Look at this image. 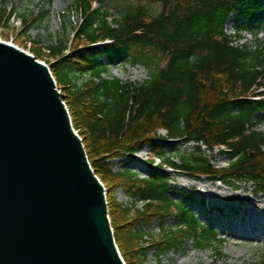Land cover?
Listing matches in <instances>:
<instances>
[{"label":"trees","instance_id":"trees-1","mask_svg":"<svg viewBox=\"0 0 264 264\" xmlns=\"http://www.w3.org/2000/svg\"><path fill=\"white\" fill-rule=\"evenodd\" d=\"M144 1L107 0L119 14L111 25L108 11L75 0L81 21L73 28L69 46L75 41L74 46L67 48L68 43L59 40L47 47L53 60L46 64L72 127L107 191L110 225L126 264L140 263L158 249L160 256L180 244L192 242L203 249L219 241L217 232L193 212L192 195L175 192L155 159L194 178L227 187L248 182L256 193L264 192V49L260 42L255 48L237 43L254 25V35L259 31L264 0ZM12 15L1 11L0 24ZM232 19L236 41L225 32ZM33 22L25 18L24 26L28 29ZM39 55L44 57L36 52L37 59ZM103 60L108 66L142 65L148 78L142 83L104 79L108 67ZM74 76L89 78L77 85ZM159 130L166 132L165 138ZM176 141L194 144V151L181 156L179 164L166 157ZM202 146L210 151L223 146L226 168L216 169ZM145 147L154 156L147 163L148 177L111 169V160L132 158ZM118 188L148 201L144 211L130 217L113 198ZM150 219L162 226L170 220L177 225L164 231L159 242L146 245L147 234L140 226L148 228ZM203 236L204 242L199 240Z\"/></svg>","mask_w":264,"mask_h":264},{"label":"water","instance_id":"water-1","mask_svg":"<svg viewBox=\"0 0 264 264\" xmlns=\"http://www.w3.org/2000/svg\"><path fill=\"white\" fill-rule=\"evenodd\" d=\"M47 66L0 42V264H123Z\"/></svg>","mask_w":264,"mask_h":264},{"label":"rangeland","instance_id":"rangeland-1","mask_svg":"<svg viewBox=\"0 0 264 264\" xmlns=\"http://www.w3.org/2000/svg\"><path fill=\"white\" fill-rule=\"evenodd\" d=\"M88 1L92 4L93 9L108 11L111 25H113L112 20L119 19L118 8L115 4H111L108 7L106 4L107 0H103V3H100L99 0ZM125 1L130 3H136L137 1L142 4L145 3L144 0ZM74 4L75 0H0V12L3 10L13 12L12 17L6 24H0V42L10 44L20 51L32 55L39 62L48 63V61H52L53 59L49 58L47 54L48 46L55 45L59 40L68 43L67 48L74 46L73 43L75 44L74 41L69 46L73 37V28L79 24L81 15ZM152 8L158 9V6H152ZM25 18L29 20L34 19L35 21L28 29L24 26ZM235 23L236 20L233 19L225 27L226 34L234 41L237 40L238 34ZM258 27L260 29L259 35H254L257 31V26L254 25L250 33L240 34L241 39L237 43L255 48L258 42H260L263 44L264 49V16L260 19ZM36 52H41L44 57L39 55V59H37ZM103 62L108 67L107 74L103 75L104 79L114 78L123 83H142L148 78L147 69L142 65L134 67L127 64L108 66L106 60H103ZM74 77L77 85L87 80L85 77ZM58 90L60 91V89ZM261 131L264 132V125L261 127ZM158 135L165 138L166 132L159 130ZM201 150L203 155L210 157L212 165L216 169L226 168L228 159L218 153V148L213 152H210L205 147H202ZM142 151H145L146 156L140 159L138 155ZM193 151L194 144L185 145L182 142L176 141L168 148L166 157H171L174 163L179 164L181 156L188 155ZM140 152L132 158L111 160L109 162L111 169L114 172L130 170L138 174L141 179L148 177L149 167L147 163L149 160H153L154 156L151 155V150L148 147L143 148ZM154 165L161 167V173L167 176L175 192L186 191L192 195L193 212L203 225L211 224V227L217 232V239L219 241L203 249H198L196 244L192 242L186 245L180 244L171 251L162 253L160 256L157 255L158 249L156 252L151 251L142 262L133 261L132 264H177V262H188V264H264V242H247L229 238L228 233H224L223 231V222L216 219L219 217L218 210L213 209V207L220 208L224 213L228 211L227 215H229L232 214L229 211L230 208L235 206L241 208L244 206L242 201L239 204L236 203V200L232 198L234 195H239L241 199H251L254 197L255 200H263L264 192L256 193L255 187L248 182L234 183L230 187H226L218 182L213 183L205 178H194L182 171L165 168L163 162L157 160ZM243 189L245 190L243 191ZM117 193V191L114 192L113 198L120 204ZM213 193L217 198V204L208 200V196ZM172 197L176 201H181V197L178 195H172ZM227 200H231L230 203H226ZM201 201L204 202L205 208L199 205ZM250 206H253V202ZM215 219L217 222H215ZM146 223L149 225L148 228H146L145 224L140 226L147 234L146 242L148 244L146 245L159 242L162 239L164 231H169L177 225L172 220L163 226L158 221L151 219L147 220ZM205 239L206 236H203L199 240L204 242Z\"/></svg>","mask_w":264,"mask_h":264},{"label":"bare ground","instance_id":"bare-ground-1","mask_svg":"<svg viewBox=\"0 0 264 264\" xmlns=\"http://www.w3.org/2000/svg\"><path fill=\"white\" fill-rule=\"evenodd\" d=\"M146 156L145 151L139 153L138 158L143 159ZM245 189H243L244 191ZM239 204L243 202V207L239 208L235 206L230 208L232 214L227 215L228 211H224L220 208L213 207L219 214V219L223 222V231L228 233L229 238L233 240L247 241V242H264V199L255 200L254 197L251 199H241L239 195L232 197ZM209 201H213L217 204V198L214 193L208 196ZM231 200H227L226 203H230ZM253 206L251 207L250 205ZM215 219V222H217ZM177 264H188V262Z\"/></svg>","mask_w":264,"mask_h":264},{"label":"built area","instance_id":"built-area-1","mask_svg":"<svg viewBox=\"0 0 264 264\" xmlns=\"http://www.w3.org/2000/svg\"><path fill=\"white\" fill-rule=\"evenodd\" d=\"M118 198L122 209L127 210L130 215H134L136 212H142L145 206V202L129 196L123 189H117Z\"/></svg>","mask_w":264,"mask_h":264}]
</instances>
